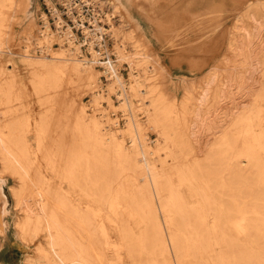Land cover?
<instances>
[{"label": "bare ground", "instance_id": "1", "mask_svg": "<svg viewBox=\"0 0 264 264\" xmlns=\"http://www.w3.org/2000/svg\"><path fill=\"white\" fill-rule=\"evenodd\" d=\"M181 1L88 0L135 21L127 37L125 26L110 24L124 42L117 47V61L103 63L108 78L103 89L96 67L103 54L92 42L95 31H84L90 34L93 58L88 59L60 19L59 31L50 28L45 14V30L39 26L34 0H0V162L21 184L14 190L24 213L17 232L31 242L42 234L48 239L26 264H264V29H254L250 14L235 18L245 29L244 49L232 63L234 83L200 91L201 104L186 99L178 106L168 101L148 53L130 52L126 42L138 31L144 35L140 19L172 23ZM11 9L13 15H6ZM94 18L102 30L100 16ZM12 23L25 26L19 53L10 46L18 36ZM55 38L62 42L59 48ZM32 48L41 54H31ZM5 54L19 55L27 74L6 68ZM119 62L129 66L131 83L122 77ZM26 79L43 110L39 117L15 106L23 100ZM81 92L92 95L90 105L81 102ZM107 94L117 95L129 113L124 130L103 108ZM195 105H201L199 116L217 109L222 118L215 129L200 125L197 138L187 119L196 113ZM139 112L147 116L145 122ZM146 128L159 133L155 149ZM215 130L219 156L203 159L196 150L207 140L206 146L212 144ZM5 182L0 177V233L8 228ZM185 186L195 201L185 198Z\"/></svg>", "mask_w": 264, "mask_h": 264}, {"label": "rangeland", "instance_id": "2", "mask_svg": "<svg viewBox=\"0 0 264 264\" xmlns=\"http://www.w3.org/2000/svg\"><path fill=\"white\" fill-rule=\"evenodd\" d=\"M69 1L74 4L73 0ZM78 3L83 6L82 13L75 10L74 7H69L64 0H34L32 10L41 28H43L44 25L42 21V16L44 14L47 16L48 25L54 31H59L58 20L60 19L63 23L62 25H66L64 30L70 34L71 41L74 42V45L79 47L81 55L83 54V56L88 59H92L93 55L89 49L90 39L88 41L87 38L90 34L84 31L85 28L90 32L95 31V38L92 39V42L96 49L101 52L109 51L110 55H113L114 61H117L118 57L115 53L118 52L117 47L124 42V38L119 35L117 37L114 33H111L110 24H114V26L118 27L125 26L122 28V31L125 33V37H127L136 28L134 26L135 21L126 13H124L125 17H121V15L117 13L113 16L109 5H104L101 8L92 5L91 2L88 4V0H78ZM176 5L179 6L176 8ZM70 8L74 10L70 11ZM175 8L177 16L170 24L166 21L162 24H158V20H153L151 22L140 19L144 35L142 31H138L135 33V39L128 40L126 45L130 52H137L140 50L147 52L150 63L153 66H158L155 71V77L160 82L161 88L169 102L181 106L187 99V101L190 100L193 104H201L202 100H199L201 99L199 98L200 91L202 92L205 88H220V90H222L234 83L232 63L238 56L236 54L241 53L244 49L242 39L244 37L243 28L245 29L244 25L237 24L235 18L250 14L251 17H254L253 21L256 23L254 24V29L256 31L260 28L264 29V0H182L180 3L175 4ZM257 9H259V13H255ZM56 10L58 12L57 14H55ZM13 11L12 9L4 10L6 15H13ZM99 12L101 13L99 14L100 19L98 26L102 27V30L98 29V27L90 21L94 20L93 17L95 13ZM86 15L89 16L86 17ZM110 15H112V17ZM133 16L138 20L140 18L137 14H133ZM86 22L88 23L84 24ZM14 24L15 23L11 24V26L13 25L11 28L16 31L18 36L10 42V46L12 51L19 53L22 52L21 50H23L25 46L23 33H21L25 26H16L17 24ZM84 25L86 26L85 28ZM73 27L74 29H72ZM43 29L45 30V28ZM104 40L105 42L103 43ZM60 43L62 42L58 38H55L54 47L59 48ZM259 47L260 46H257L255 48L260 49ZM31 50V54L33 55L41 54L36 52V50L34 51L33 48ZM233 50L235 51L234 53H232ZM260 53L264 54L263 51ZM139 56V58H145V56ZM17 57H19V55L13 54V56H9L5 54V56L2 57V62L9 70L16 71L19 74L21 73L22 76H25L28 70L20 57ZM101 65L104 64L98 63L96 67L101 72L100 83L103 89H106L108 84V78L104 73L106 68ZM118 67L124 80L128 84L131 83L129 66L123 62H119ZM26 82L29 85L26 83L27 85L24 87L27 90L21 91L23 100L17 101L15 106L19 108V110H23L24 106H26L29 114L34 117H39L43 110L35 96L32 84L28 79H26ZM29 86L31 91H29ZM241 87H245V84L241 85ZM215 94H217V92H215ZM91 99L92 95L90 93L81 92V102L83 104L90 105ZM103 105V108H109L107 114L111 119L110 121L113 122L115 121L114 119L118 120L119 125L117 128L124 130L129 113L121 108V102L117 95L107 94ZM112 106H114V110L111 109ZM200 108L201 105L193 106L192 111L196 113L187 116V119L191 122V135L194 138L199 137L198 133L202 129L200 125L215 129L216 124L218 125L220 120H222V118H219L217 113H215L217 109H215V112L213 111L211 116L208 114L205 116L201 114V116H199ZM90 113L93 115L100 114V112L95 113L93 110H90ZM138 117L142 122L147 120V116L142 112H139ZM62 121V125L66 126L65 117L62 118ZM218 132L217 130L214 131L215 137H212L213 141L210 146H206L207 143H210L209 140L204 143L205 145L203 143L199 144L196 151L203 159L217 160L219 156L217 153L220 150L218 144L220 134H218ZM145 134L149 143H151V146L155 149L159 139V133L154 129L146 128ZM206 135L207 133H205V136ZM32 142L36 144L34 138ZM126 142L130 145L129 138H126ZM171 163L172 162L166 165L169 172H171L173 168V164ZM215 165L216 163H213V168H217ZM0 177L6 178L5 192L9 198L8 214L5 219L8 228L0 233V264H26L27 257L38 254V246L43 244L46 247L48 246V239L45 234H42L36 241L31 242L30 239L25 240L17 232L16 223L24 217V213L23 210L17 206L14 190H20L21 184L13 175L4 171V166L1 162ZM64 185L66 189H69L68 184L65 183ZM182 192L185 198L194 201L197 199L196 197L190 196V191L187 186L182 188ZM148 198L151 199L150 196ZM158 214L160 222L164 223L163 212L159 211ZM126 264H130L128 260H126Z\"/></svg>", "mask_w": 264, "mask_h": 264}, {"label": "built area", "instance_id": "3", "mask_svg": "<svg viewBox=\"0 0 264 264\" xmlns=\"http://www.w3.org/2000/svg\"><path fill=\"white\" fill-rule=\"evenodd\" d=\"M73 2H74V4H73V7H74V9L75 10H78V11H81L82 12V10H83V6H82V4H79L78 3V0H73ZM89 4V3H88ZM78 6V9H76L75 7H77ZM73 9V10H74ZM72 10V11H73ZM80 12V13H81ZM84 14V13H83ZM100 14V12L99 13H95V15H94V17L95 16H97V15H99ZM89 15H86V17H88ZM93 17V18H94ZM92 23L95 21V18H94V20H90ZM88 22H86V23H84V24H87ZM82 26V25H81ZM64 27H66V25L64 26ZM86 26L84 25V28H85ZM82 28V27H81ZM72 29H74V27L72 28ZM86 29V28H85ZM108 34V33H107ZM104 35H106V34H104ZM105 37V36H104ZM88 41H89V39H88ZM105 42V40L103 41V43ZM104 45V44H103ZM105 46V45H104ZM100 49V48H99ZM103 55H101V58H100V60H101V63H104V64H108V62H110V60H112V61H114V59H113V55H110V53H109V51H104V52H101ZM110 55V56H109ZM102 67H104V68H106V66H104V65H101Z\"/></svg>", "mask_w": 264, "mask_h": 264}]
</instances>
